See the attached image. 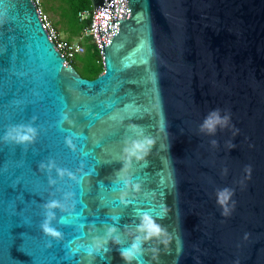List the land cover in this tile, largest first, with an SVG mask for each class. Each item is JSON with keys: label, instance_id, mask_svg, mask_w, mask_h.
<instances>
[{"label": "water", "instance_id": "1", "mask_svg": "<svg viewBox=\"0 0 264 264\" xmlns=\"http://www.w3.org/2000/svg\"><path fill=\"white\" fill-rule=\"evenodd\" d=\"M90 1L94 78L56 49L34 0H0V264H125L137 209L166 229L142 264H264V0ZM216 108L228 126L201 132ZM18 124L32 143L3 140ZM131 124L155 139L147 167L122 173L139 192L118 179ZM47 211L61 240L40 229ZM112 225L109 252L69 251Z\"/></svg>", "mask_w": 264, "mask_h": 264}, {"label": "clouds", "instance_id": "2", "mask_svg": "<svg viewBox=\"0 0 264 264\" xmlns=\"http://www.w3.org/2000/svg\"><path fill=\"white\" fill-rule=\"evenodd\" d=\"M68 120L67 113L62 112L60 114V123ZM230 116L228 114L221 115V110L219 108L213 109L208 112L201 124L199 125L201 132H206L207 134L215 133L217 127L224 128L228 126ZM129 129L134 133L135 138H131L125 141V146L122 148V167L118 173V179L122 185L127 188L131 186L136 192L140 191L141 185L133 180V177L130 175H123L132 165L133 159L136 161H145L144 166L147 167L146 157L151 151L152 146L155 144V139L144 133V129L136 124L129 125ZM37 135V130L30 124H18L12 125L4 133L3 140L6 142H11L17 145H27L32 143ZM65 143L69 148H75L71 136L65 137ZM215 144V141L212 142ZM234 147V145L232 146ZM40 167H45L42 163ZM48 168L55 167L54 162L49 161L47 164ZM57 174L62 176L64 175L65 170L61 168L56 169ZM71 175V173H69ZM54 182V181H51ZM229 193L228 189H223L221 195ZM226 198V196H225ZM121 202L127 204L128 201L121 198ZM46 209H55L61 207V204L57 200H51L44 205ZM137 216L139 223L135 226V231L138 233L133 237L131 242L126 247H119V255L125 264H132L133 261H136L137 264H142V256L144 253V242L151 240L156 237L159 238L162 235L166 234V229L157 222V217H154L151 213V210H142L137 209ZM166 211L162 209L159 219H163ZM55 213L52 211H47L45 213V219L40 224V229L42 232L56 240L62 239V233L56 228L52 227L50 221L54 218ZM117 222L119 218H116ZM63 222V219L62 221ZM117 232V229L114 225L109 226L101 243V238H94L93 241L89 244H77L74 248H69V251L76 255L81 250L86 256L92 257L94 254H98L102 249L104 252H109L111 249L105 247L108 244L109 238H111L112 243L116 245L121 244L119 235H113ZM71 243V242H70Z\"/></svg>", "mask_w": 264, "mask_h": 264}, {"label": "trees", "instance_id": "3", "mask_svg": "<svg viewBox=\"0 0 264 264\" xmlns=\"http://www.w3.org/2000/svg\"><path fill=\"white\" fill-rule=\"evenodd\" d=\"M41 4L45 10H51L58 15L55 25H59L67 34L64 38L66 41L79 36L91 21L90 17L80 20L78 15L82 10L92 9L90 0H41ZM80 43L84 46V52L75 55L70 63L83 77L94 78L103 69L100 54L90 36H85Z\"/></svg>", "mask_w": 264, "mask_h": 264}, {"label": "built area", "instance_id": "4", "mask_svg": "<svg viewBox=\"0 0 264 264\" xmlns=\"http://www.w3.org/2000/svg\"><path fill=\"white\" fill-rule=\"evenodd\" d=\"M34 2L37 5L39 16L43 21L44 28L46 29L49 38L54 42L56 49L62 53L67 62H70L75 57V55L82 54L84 52V46L82 43H80V40L85 36L91 37L96 49L101 56L95 35V18L93 8L91 10L85 9L78 13L80 20L86 19L88 17L91 18L89 25H87L79 35V39L77 41H66L60 36L59 32L50 23L47 15L40 8L39 0H34Z\"/></svg>", "mask_w": 264, "mask_h": 264}, {"label": "rangeland", "instance_id": "5", "mask_svg": "<svg viewBox=\"0 0 264 264\" xmlns=\"http://www.w3.org/2000/svg\"><path fill=\"white\" fill-rule=\"evenodd\" d=\"M39 4H40V8L47 15L50 23L54 26L55 29L57 28V31L59 32L60 36L62 38H66L67 34L63 30H61L59 25H57V24L55 25V21L58 19V15L55 12L51 11V10H45L43 8V5L41 4V0H39ZM78 39H79V36H75V37L72 38L71 41H77ZM80 41H83V38Z\"/></svg>", "mask_w": 264, "mask_h": 264}]
</instances>
